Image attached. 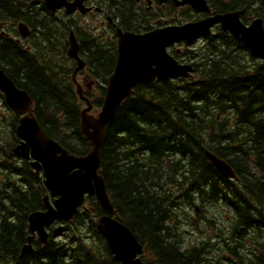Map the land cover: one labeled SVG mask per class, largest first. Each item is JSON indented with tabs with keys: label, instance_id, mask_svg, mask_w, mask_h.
Segmentation results:
<instances>
[{
	"label": "trees",
	"instance_id": "16d2710c",
	"mask_svg": "<svg viewBox=\"0 0 264 264\" xmlns=\"http://www.w3.org/2000/svg\"><path fill=\"white\" fill-rule=\"evenodd\" d=\"M211 1L229 9L255 8L252 0ZM255 15L264 17V0L243 18ZM218 40L212 39L200 57L190 56L197 69L194 79L139 85L108 127L101 172L117 218L136 234L151 264H264V61L252 58L234 37ZM99 53H89V58L111 73L114 59L108 51ZM0 63L32 96L47 132L72 152L87 153L91 146L79 130V106L70 102L69 89H61L62 80L13 52L0 53ZM61 114L71 130H63ZM206 149L228 161L238 180L223 176L207 159ZM0 168L6 171L0 172L4 264L116 263L96 227L90 232L97 240L91 249L74 237L79 219L75 229H66L71 241H55L53 230L46 245L20 258L29 235L27 215L42 205L44 186L39 180L40 196L32 184L22 191V180L12 171L19 168L5 163ZM196 203L229 208V222L218 219L219 213L203 220L194 212ZM185 225L194 235L206 232L204 239L184 242ZM74 240L81 243L74 246Z\"/></svg>",
	"mask_w": 264,
	"mask_h": 264
},
{
	"label": "water",
	"instance_id": "95a60500",
	"mask_svg": "<svg viewBox=\"0 0 264 264\" xmlns=\"http://www.w3.org/2000/svg\"><path fill=\"white\" fill-rule=\"evenodd\" d=\"M58 1V0H57ZM65 3L66 0H60ZM199 9H204L200 0H185ZM55 5L54 0H46ZM242 11H234L217 15L208 22H197L180 27L156 29L149 34H119L120 60L113 75L109 78V92L103 111L99 118L84 115L82 130L91 141L93 150L86 156L77 157L70 154L41 129L36 119L30 114L23 120V132L30 138L34 147V156L44 163L46 184L54 195L56 209L52 206L46 213H38L32 221V229H38L41 240H45L44 225L55 218L68 219L76 213L83 203L85 193H96L108 215L100 220L99 228L108 240L115 259L119 264H143L137 259L142 252V245L134 233L124 224L115 220L113 206L107 196L103 176L98 174L100 151L106 137V126L114 117L119 104L138 82H150L156 77L188 76L191 65H179L167 53L166 47L175 41L208 32V28L217 22L224 30H230L240 41L248 46L253 55L264 59V27L262 19H256L250 26L240 21ZM68 54L77 58V46L72 41ZM0 88L6 94V101L17 113H25L30 109L32 99L29 94L16 86L15 82L0 69ZM93 128L94 130H90ZM208 159L225 176L234 177L233 168L214 153L206 151ZM24 252L30 250L27 246Z\"/></svg>",
	"mask_w": 264,
	"mask_h": 264
},
{
	"label": "flooded vegetation",
	"instance_id": "af4514ba",
	"mask_svg": "<svg viewBox=\"0 0 264 264\" xmlns=\"http://www.w3.org/2000/svg\"><path fill=\"white\" fill-rule=\"evenodd\" d=\"M75 0H71L70 3L74 2ZM156 5H158L159 3H162V5H164L165 7L168 5V3H170L171 6V2H169L168 0H153ZM168 1V2H167ZM118 7V6H123V2L120 0H99V2H94L91 0H84L83 1V5L80 8H76L74 9L76 6H74L73 8H63V9H59L57 10V13L59 15L63 16H72V15H80L83 14V12H86L84 4L86 7H89L88 12L86 13V16L88 17L89 20L91 21H96V20H102L105 17L108 16H112L114 17V19L118 20V17L115 14H111L113 11L112 5ZM167 3V4H166ZM108 4V5H107ZM188 5H186V7H181V8H174L176 11V14H181L182 20L184 21H195V20H199L202 18L207 17L208 15H210V13H203V12H195L194 10H192L190 7H187ZM69 10V11H68ZM170 12V8H167V12ZM109 20V18H108ZM69 21L73 22L74 19L68 17V19L66 20V24L68 25V28L71 29V25L69 24ZM110 22V21H109ZM112 24H114L112 21L110 22ZM101 24H105V21H103Z\"/></svg>",
	"mask_w": 264,
	"mask_h": 264
},
{
	"label": "rangeland",
	"instance_id": "374dc122",
	"mask_svg": "<svg viewBox=\"0 0 264 264\" xmlns=\"http://www.w3.org/2000/svg\"><path fill=\"white\" fill-rule=\"evenodd\" d=\"M211 210L214 211V209H211ZM226 212H227V211H226ZM226 212H225V210H224V213H223V214L226 215ZM209 214H210V213H208L207 215H209ZM186 236H187V239H188V240H190V239L192 238L191 235H190L189 233H187Z\"/></svg>",
	"mask_w": 264,
	"mask_h": 264
},
{
	"label": "bare ground",
	"instance_id": "6f19581e",
	"mask_svg": "<svg viewBox=\"0 0 264 264\" xmlns=\"http://www.w3.org/2000/svg\"><path fill=\"white\" fill-rule=\"evenodd\" d=\"M251 10H252V7L250 8ZM250 15V14H249ZM249 15H247V16H249ZM251 17V16H250ZM219 40H220V38H219ZM218 40V41H219ZM216 42V41H215ZM220 47V46H219ZM209 49V48H208ZM213 54V53H212ZM208 55V54H207ZM249 57H250V55H249ZM195 58V57H194ZM253 58V57H252ZM249 64V63H248ZM108 74H110V73H108ZM111 123V122H110ZM67 134V133H66ZM178 189V188H177ZM121 220V219H120Z\"/></svg>",
	"mask_w": 264,
	"mask_h": 264
}]
</instances>
